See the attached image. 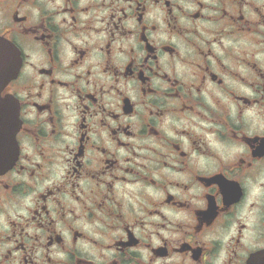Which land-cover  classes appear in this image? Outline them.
I'll return each instance as SVG.
<instances>
[{
  "label": "clouds",
  "instance_id": "9594fccd",
  "mask_svg": "<svg viewBox=\"0 0 264 264\" xmlns=\"http://www.w3.org/2000/svg\"><path fill=\"white\" fill-rule=\"evenodd\" d=\"M140 3L148 0H0V31L11 38L17 70L23 65L17 89L22 122L32 132L23 138L15 169L0 179V264H243L247 248L264 239V230L256 228L257 220L264 219V188L252 181L258 170V183H264V162L245 167L251 159L248 145L264 141V0H173L171 12L165 0L150 3L143 24L151 53L139 39ZM200 5L202 19H190ZM65 7L75 11L64 12ZM109 41H114L112 55L105 52ZM164 45L174 54H166ZM82 53L87 55L79 62ZM129 61L132 76L124 72ZM41 69H52L51 79L66 86L41 77ZM206 70L223 83L208 81ZM136 73L143 74V85ZM101 87L106 94L91 104L84 93ZM124 97L130 115L121 111ZM33 102L51 104L54 110L38 114ZM114 114L119 118L113 119ZM113 132L125 147L113 142ZM82 136L86 149L79 154ZM212 138L216 143L210 146ZM170 145L187 158L169 152ZM100 149L118 163L102 176ZM163 161L167 168L161 167ZM77 167L84 178L78 179ZM126 168L135 174L127 183L118 181ZM219 170L229 174L228 180L220 178L221 190L240 180L236 187L247 190L251 213L229 212L224 190V208H215L209 197L213 211L200 212L196 224L193 211L205 209V189L196 177ZM90 174L100 178L94 183L87 179ZM145 178L155 184H146ZM167 193L184 202L183 211L165 206ZM45 203L50 215L40 212L39 219L64 238L62 246L50 249L45 248L46 233L32 219ZM96 204L104 211H95ZM152 210L163 219L148 215ZM217 212L224 213L220 225L194 231L211 224ZM239 224H247L248 231L237 245ZM124 229L140 238L139 248L125 252ZM74 231L88 239L73 243ZM21 241L25 251L6 261ZM189 244L194 246L191 255L175 254ZM160 245L174 253L169 260L152 256L149 249ZM201 251L206 252L203 260Z\"/></svg>",
  "mask_w": 264,
  "mask_h": 264
},
{
  "label": "flooded vegetation",
  "instance_id": "af4514ba",
  "mask_svg": "<svg viewBox=\"0 0 264 264\" xmlns=\"http://www.w3.org/2000/svg\"><path fill=\"white\" fill-rule=\"evenodd\" d=\"M159 3V0H148V4L150 3ZM188 2H196V0H188ZM25 3H27V0H25ZM148 4L140 3L137 5V14H136V22L138 24H141V30L139 39L144 42L145 51H148L151 53L150 48V41L147 39V25L143 24L145 15L148 11ZM165 9L169 10L171 12L173 10V0H165L164 3ZM203 7L202 5L198 6L197 11L192 13L190 16V19L194 21H199L202 19V14L200 12V8ZM23 9V5L21 6ZM176 9H179V5H176ZM64 12L72 13L75 11L74 8L65 7L63 9ZM121 12H123V9H121ZM13 22L15 21V13L12 14L10 17ZM75 21L76 17H72ZM125 18H127V15L125 14ZM25 22L27 21V17L24 18ZM113 27H116L118 29V25H113ZM171 27V26H170ZM152 31H156V25H152ZM126 32H121V35H127ZM26 35H31L30 33H26ZM114 41H109L107 44H105V52L106 55H112V46ZM46 46V45H45ZM164 50L166 54L173 55L175 50L168 51V49L171 47L170 45H164ZM87 53H82L79 56V62H82ZM198 59L203 60V55L198 54ZM219 63V62H218ZM132 66L133 61H129L128 65L125 67L124 72L127 74V76H132ZM199 68V66H198ZM23 70V65L20 66L19 71L16 67V53L15 49L12 46L11 38L9 35H4L2 31H0V80H3V89H0V91L3 92V96L0 97V163L4 165V171L0 172V179H2L5 176H9L12 171L15 169V165L19 163V160L21 159L20 156V148L23 141V138L25 136L31 135L32 132L30 129H28L27 125L22 122V114H23V106L22 103L17 98V89L21 86L19 84L20 81V72ZM223 70L222 68L220 69ZM207 71V70H206ZM91 75V73H88ZM39 75L45 79H51L52 77V69H41ZM136 79L139 80V83L143 85L145 83L144 79L142 78V73H136ZM126 78L124 76L121 77ZM207 80L211 81L214 84H222V79L218 76L216 72L207 71ZM203 79V78H202ZM51 83L53 85L59 84L61 87H65L66 83L63 81H56L54 79H51ZM43 87V85H42ZM141 91H143V88H141ZM106 94V90L101 87L95 92H87L84 93L86 99L91 104H97L101 95ZM125 100H127V97L122 98L121 100V111L124 112L125 115H130L131 113L126 112L125 108L127 105L125 104ZM243 102V101H241ZM31 107L35 110L38 114H43L44 112H52L54 110L53 106L51 104H38L36 102H33ZM184 111H190V109L185 108ZM193 115H196L193 113ZM113 119H118L119 114H114L112 116ZM124 135H130L129 133L125 132ZM153 138H155V133H151ZM209 137L212 136V133H208ZM260 139V138H255ZM12 141H13V147L14 151H17V155L14 159L15 163H11V153H12ZM113 142L117 144L119 147L123 148L125 147V142L121 140L116 139V135L113 132ZM247 143V141H245ZM216 141L214 138L209 139L208 144L211 146L215 144ZM192 148H196L197 144L193 142L191 144ZM250 150V157L251 159L248 161V163L245 165L248 169H252L253 164L256 162H264V141H262L259 144H249L248 145ZM86 149V144L84 141V137H81V144L78 148V153L82 154L83 151ZM101 154L105 157L103 161L104 170L101 172V176L107 172L112 171L118 167V163L113 159V157L109 154L107 149H100ZM169 152L175 153L181 160L186 159L184 152L180 147L170 145L168 148ZM162 168H167L168 163L167 161H163L161 164ZM76 172H79L80 175L78 176V179H82L85 177V173L82 172V170L77 167L75 170ZM123 171L126 173L123 177H117L118 181H123L125 183L128 182V176L135 174V169L126 168L123 169ZM36 172L33 170L30 175L35 176ZM98 177L95 174L87 175V179L91 180L92 182H97ZM220 178H223L224 180L229 179V174L226 170H219L211 175H201L196 177V183L203 189H205L204 192V203H205V209H195L193 211L192 215L196 221V224H200V217L199 213L202 211L207 210L210 214L213 211V209L210 207V200L209 197L212 198V201L215 202V208L217 209H223L224 208V190H226L229 194V200L230 203L228 204L227 210L229 212L236 211L239 215L242 216H249L251 213L252 206L248 205V192L247 190L243 189V186H241V189H237L236 184H240V180L236 179L233 180L231 183L224 185V190H221V180ZM252 181L254 185H258L259 187L264 188V183H258L260 181V176L258 170L253 173L252 175ZM146 184H155L154 181H151L150 178H145L144 181ZM176 187H180V182H175ZM114 188V185L112 186ZM110 191L112 189H109ZM186 189H181V191H184ZM216 193H219V196H216ZM41 199L43 200L44 197L42 196ZM52 199V193H49L47 196V200ZM77 201H79V197H76ZM165 206L168 207L169 210L180 212L184 210V202L179 201L172 193H167L165 195ZM95 211H104V209L101 207L100 204L94 205ZM42 212L45 216H49L50 212L47 211V204H42L39 212L34 213L32 219L35 223L36 228L43 230L46 233V243L45 248L50 249L55 246H62L64 238L63 236L55 231H50L48 226L41 222L39 219V213ZM94 213H90L92 215ZM148 215L150 216H157L160 217V219H163V216L161 215L159 210H152L149 211ZM224 215L222 212H217L212 217L211 224H204L199 228L194 227V231L203 232L205 229H211L215 228L218 225H220L221 217ZM155 226V224H153ZM256 228L258 230H264V219H258L256 222ZM22 231V229H21ZM248 231V225L247 224H239L236 227L237 237H236V244L239 245L242 240L244 233ZM126 241L124 242L125 245V252L128 251V249H136L141 246V241L139 237L135 236V233H130L128 229H124ZM11 239V238H9ZM72 239L73 243L79 241V240H87L88 237L85 233L74 231L72 233ZM27 245L21 241L20 243H17L15 245V248L13 250H9V252L5 255V260H10L14 252H24ZM194 246L189 244L187 248H182L179 253H175L177 255H191L192 248ZM161 248H163V251H161ZM152 256L155 257L156 260H169L171 258V255L174 253L169 247H166L164 245L156 246L154 248L149 249ZM206 252L201 251L200 253V260H203L205 257ZM195 261V257H192ZM50 259V258H49ZM243 264H264V239H262L260 242L257 243L256 246H252L247 248L246 250V256L244 257Z\"/></svg>",
  "mask_w": 264,
  "mask_h": 264
},
{
  "label": "water",
  "instance_id": "95a60500",
  "mask_svg": "<svg viewBox=\"0 0 264 264\" xmlns=\"http://www.w3.org/2000/svg\"><path fill=\"white\" fill-rule=\"evenodd\" d=\"M16 155H17V151H14L13 141H12L11 163H13V161H14Z\"/></svg>",
  "mask_w": 264,
  "mask_h": 264
}]
</instances>
